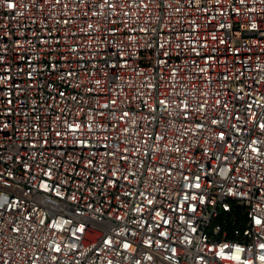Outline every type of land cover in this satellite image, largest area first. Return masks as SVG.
I'll list each match as a JSON object with an SVG mask.
<instances>
[{
  "label": "built area",
  "instance_id": "2783aa9c",
  "mask_svg": "<svg viewBox=\"0 0 264 264\" xmlns=\"http://www.w3.org/2000/svg\"><path fill=\"white\" fill-rule=\"evenodd\" d=\"M0 57V264H264V0H6Z\"/></svg>",
  "mask_w": 264,
  "mask_h": 264
},
{
  "label": "snow or ice",
  "instance_id": "6c2138e0",
  "mask_svg": "<svg viewBox=\"0 0 264 264\" xmlns=\"http://www.w3.org/2000/svg\"><path fill=\"white\" fill-rule=\"evenodd\" d=\"M4 2H6V0H0V3H4ZM243 2H244V0H241V3H243ZM109 6H110V7H115V5H109ZM7 7H8L9 9H11V8L14 7V5H13L12 3H7ZM251 27H252V28H256V24H252ZM221 43H224V41H221ZM2 59H3V57H0V60H2ZM97 83H99V82L97 81ZM60 95H63V93H61ZM113 103H114V102H113ZM249 107H251V106H249ZM125 115H127V113H125ZM253 117H254V119H261L260 117H257V114H256V113H253ZM253 126H254V127L256 126L255 123H254ZM258 127H259L262 131H264V122L259 123ZM76 128H79V125H76ZM57 135H59V133H57ZM221 137H223V133H221ZM259 143H261V142H260L258 139L253 140V141H252V144L249 145V147H252L253 145H256V144H259ZM252 150H253V151H259V149H258V148H255V147H252ZM186 179H187V178H186ZM196 179L199 180V176H197ZM46 187H47V186L45 185V188H46ZM196 187L199 188L200 185H199V184H196ZM58 195H59V193H58ZM73 198H75V197H73ZM192 198L195 199V197H192ZM148 203L151 204L152 201L149 200ZM7 206H9V205H8V201H5V204L2 205V206H0V207H7ZM193 211H195V209H193ZM164 223H167V221H164ZM256 223H257L258 225H260L262 222H261L260 219H257V220H256ZM84 230H85L84 225L81 224V227L78 229V231L83 232ZM149 231H151V229H149ZM159 235H160V236H164L165 233H164V232H160ZM185 239H187V237H186ZM104 243L110 245V244L112 243V241H111V240H106V241H104ZM151 243H152L151 240L146 241V244L149 245V246L151 245ZM213 243H216V242H213ZM124 247H125V248H129L130 245H129V244H124ZM232 247H233V246H232V243H231L230 241H228L227 238H225V240L221 243V249H220V252H219V253L216 252V250H215L214 248H207V246H206L207 251H208L209 253H211L213 257H215V256H217V255H220V254L223 253L225 250H226L227 252H232ZM260 247H261L262 249H264V243L260 244ZM55 250H56L57 252H59V251H60L59 246H57ZM241 251H242V249H240L239 247H237V248H236V251H235V254H234L231 258L234 259V260H239V259H240L239 253H240ZM148 258H149V259H152V257H148ZM54 259H55V257H54ZM203 259H205V260L207 261V264H218V261L208 260L207 257H203ZM261 259H264V256H262ZM29 264H34V262L29 261ZM136 264H139V261H137ZM246 264H248V262H246Z\"/></svg>",
  "mask_w": 264,
  "mask_h": 264
}]
</instances>
